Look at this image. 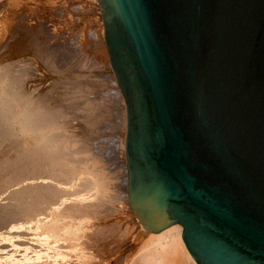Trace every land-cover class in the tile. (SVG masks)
Returning a JSON list of instances; mask_svg holds the SVG:
<instances>
[{
	"label": "water",
	"instance_id": "water-1",
	"mask_svg": "<svg viewBox=\"0 0 264 264\" xmlns=\"http://www.w3.org/2000/svg\"><path fill=\"white\" fill-rule=\"evenodd\" d=\"M127 201L196 264H264V0H97Z\"/></svg>",
	"mask_w": 264,
	"mask_h": 264
},
{
	"label": "bare ground",
	"instance_id": "bare-ground-1",
	"mask_svg": "<svg viewBox=\"0 0 264 264\" xmlns=\"http://www.w3.org/2000/svg\"><path fill=\"white\" fill-rule=\"evenodd\" d=\"M17 1L0 0L2 2V4L0 3V13L3 15L0 18V64L3 63L8 54L7 51L18 40V38H12L11 41L7 40L8 34L15 32L16 27L11 21L13 20L11 18L12 14H4L8 10H16L14 6ZM48 1L60 2V0ZM89 1L91 2L90 6H93L96 12L99 11V15L97 13L96 16L97 35H99L101 41L99 40L95 44H99V47L102 45L101 48H103V51L100 50L101 48H95L94 60H96V64L97 62L100 64L99 67L106 68L108 74L115 77L114 73H111L113 71L109 64L108 51H104L105 27L101 17L100 5L97 0ZM74 6L69 7L70 13H68L75 17L78 7ZM37 8L30 9L28 7L24 9L20 16L14 14L16 16L14 21L27 19L31 20V23L35 22L34 26L31 25V28H27L26 31L29 34H26L25 31V34L21 35L23 41H25L23 44L25 48L31 52L37 51L40 57L39 50H44L46 47L43 48V42L40 39L42 34L38 31H44L48 35L51 31L50 25L46 21L48 17L38 20L39 13L42 10L40 11ZM26 10L29 12H26ZM17 12L16 14H18ZM9 22L11 24L8 26ZM68 43L63 45L65 49L68 46H73L74 42L71 40ZM58 45L56 43L50 46L57 50ZM14 47L13 49H15ZM58 49L61 50L60 47ZM12 56L14 55L10 57ZM50 57L52 58V56ZM15 58L14 61H16ZM43 58L46 68L52 70L54 67L53 59L49 60L48 58V60H45L46 58ZM53 58H55V55ZM65 58H67V52L65 50L60 51L59 59L64 60ZM93 62H90V64L94 68ZM5 67L0 66V69H4L0 70V129H4L0 131L2 132L0 133L2 136H0V243H5L1 241L3 237L6 238L10 234L14 235L12 237L16 239L15 244L12 242L14 245L11 248L9 245L6 247L10 248L8 250L11 251V257H16L20 261L19 263L22 264H94L92 263V256L96 258L94 255L100 253L102 248L106 246L107 236L114 237L115 235L113 228L103 224L102 213L104 212L98 210V205L113 203L119 197L116 196L117 193L115 195L107 193L110 189L112 191L110 182L114 178L112 175L111 177L105 176L104 174L107 172L105 173L102 169H99L101 167H96L97 154L92 155L84 135L80 133L79 135H77L78 133L73 134L72 122L78 116H81L83 111L86 112V117L89 115L88 118H101L100 111H98L100 105L107 103L110 105L111 101L118 102L120 100L124 129L127 124V117L126 103L122 92L119 86L116 85V88L119 89L113 90L112 94L97 91L99 88L102 90L110 80V76L106 77V71L103 74L104 76L102 73L99 76L97 73H87V77L82 76L85 79L78 85L74 94L63 92V97H60L62 94L55 97L50 92L44 95L46 90L43 95H37L36 97L33 95L34 93H31L32 91L24 90L22 86V82L24 83L27 78L28 69L24 71V68L23 71H20L19 62H14L7 68ZM85 91L87 93L88 91L92 92V95L89 94L88 97L85 94L88 98L83 103L80 100L82 93L84 94ZM105 117L107 116L105 115ZM119 121L117 120L118 123ZM87 124L89 125V122ZM114 124L117 125V123ZM125 135H123V139ZM124 147L125 140L121 143V151L124 150ZM109 185L111 187H108ZM126 207L130 209L129 205ZM122 208L124 209L123 206ZM130 215L132 216V214ZM133 215L135 216L134 213ZM131 216L130 219L133 222L137 220L138 226L140 225L143 230V241L145 243L144 246L142 245L143 250L141 249L143 253H140V257L138 256V264H196L182 241V227L180 225H172L155 234L146 231L137 217L135 216L136 219H134V216ZM19 242L20 244H18ZM107 244V246H110L109 242ZM0 247H3V245ZM112 248L109 249L112 250ZM98 257L102 259V257Z\"/></svg>",
	"mask_w": 264,
	"mask_h": 264
},
{
	"label": "rangeland",
	"instance_id": "rangeland-1",
	"mask_svg": "<svg viewBox=\"0 0 264 264\" xmlns=\"http://www.w3.org/2000/svg\"><path fill=\"white\" fill-rule=\"evenodd\" d=\"M43 1L42 0H34V2H33V0H18L14 6V9H16V10H8L5 13L3 12L5 15L7 13H8V15L12 14L11 18L13 20H11V21H13V25H15V27H16L15 32H11L8 34L7 40L11 41L12 38H18V40L7 51V53L9 55L8 54L6 55V57L4 58V61H3L4 64L1 63L0 66H3V68L6 66L5 68H7V66L12 65V63L19 62L20 63V71H23L24 68H25L24 71L26 69H28L27 78L25 79V81L23 80L24 83L22 82V84H23L22 86H23L24 90L26 89V90H29L30 92L32 91L31 93L32 94L34 93L33 95H35L36 97H37V95H43L44 94L43 92H45L46 90L47 91L45 92L44 95H47L46 93L50 92V94L52 96H55V97L56 96L59 97V95L62 94L63 92H66L69 94L70 93L74 94V92H76V89L78 88V85L80 83H82L85 79L82 76L87 77L88 76V75H86L87 73L88 74L97 73V75L99 76V74L102 73V75H103L107 71L106 68L102 69V67H99L100 64H98V62H97V64H98L97 65L96 60H94V56L96 54V49L102 47V45H100V47H99V44H95V43H98V41L100 40L99 35H97L98 33H97V17H96L97 13L99 15V11L96 12V10L93 9V6L92 7L90 6L91 2L89 0H75V1H70V0H62L61 1L60 0L59 3H58V1L57 2H50V1L47 2V0L46 1L43 0ZM45 2H46V4H45ZM0 3L2 4V2H0ZM74 3L76 4L75 6L78 7L77 11L75 13V17L72 16L71 14H69L70 13L69 7L71 5L74 6ZM27 6L30 9H34V8L38 7L37 8L38 10H40V11L42 10L39 13L40 16H39L38 20H43L46 17H48L50 20L49 21L48 18L46 20L47 23H49V25H50V31L51 32L49 35L45 34L44 31H38L42 34V36H41L42 38L40 37V39L43 42L42 43L43 48L46 47V49H44V50H42V49L39 50L40 54H41L40 57H39L37 51L31 52L27 48H25V46L23 45L25 41H23L22 35H21V34L24 35L25 33L29 34V33H27L26 30H28L29 27L31 28V25L34 26L35 22L31 23V20L29 21L27 19L24 21L18 20V22L14 21L15 20L14 17H16L17 15L18 16L22 15V12H24V9L28 8ZM16 11H18L17 12L18 14H16ZM26 12H29V11L26 10ZM2 16H3L2 13H0V18H2ZM76 16H77V18H76ZM10 22L8 23V26L11 24ZM17 24H18V26H17ZM71 40L74 42L73 46H68L65 49V46H63V45L68 43ZM56 43L59 44L58 47H60L61 50H59L58 47L56 50V49H54V47L50 46L51 44L55 45ZM15 45L17 48L14 47ZM97 45H98V47H97ZM13 47L15 49H13ZM102 49L103 48H101L100 50L103 51ZM64 50H65V52H67V58H65L64 60H60L59 59L60 58V51L62 52ZM104 51L107 52L105 44H104ZM11 55H14V56L10 57ZM54 55H55V58H53ZM50 56H52V58ZM13 57L14 58L16 57L15 59L17 62L14 61ZM43 57L46 58L45 60H48V58H49V60L53 59L52 61L54 63V67L52 70H48V68H46V64H45V62H43V60H44ZM108 59H109V57H108ZM90 62L91 63L93 62V66H95L94 68L91 66ZM84 63H85V65H84ZM83 65H84V67H83ZM25 66L29 67V68H26ZM30 66H31V68H30ZM3 68H1V69L4 70ZM77 68H78V70H77ZM29 69L31 70V72ZM85 71H87V72H85ZM76 73H77V75H76ZM108 73L109 72L107 71L106 77L110 76V80H108V78H107V80H108V82L106 84L107 86L105 85L102 88V90L99 88V89H97V91L98 90L102 91V92L105 91V92H109L110 94H112L114 91L117 90L118 87L116 88V86H118V85L116 83L115 77H113L112 74H111L112 75L111 76ZM111 73H113V72H111ZM78 75H80V76L78 78H75ZM99 79H101V77H99ZM27 81H29L28 82V83H30L29 85H28ZM35 88H36V90H35ZM91 93L92 92H89V91H88V93H87V91H85L84 94L82 93V97H81L80 101L84 103V100H86L90 95H92ZM85 94L87 96L89 94L90 95L87 97ZM83 95L86 97L84 98ZM63 96H64V94L60 95V97H63ZM118 102L117 101H115V102L111 101L110 105H108L109 103L100 105V107H99L100 109L98 108V111H100L101 118H98V119H96V117H94V119L93 118L91 119L90 117L88 118L89 115L86 117V112L83 111V112H81V116H78L72 122L73 130H74L73 134L78 133L77 135H79V133H80V134L84 135L85 140L89 144V148L91 150L92 155L94 156L97 154L96 158H98V159H97V166L96 167L97 168L101 167L99 169H102V171L105 173L107 172L106 174H104L105 176L111 177V175H112L114 178L110 182L112 187L110 185L108 186V187L112 188V191L109 188L110 190H108L107 193L112 194V195H115L117 193L116 196L119 197V199H118L115 196L117 199H115V201L113 203L98 205L99 209L98 208L97 209L104 212V213H102L103 214V216H102L103 224H105L107 227L113 228L115 235H114V237L113 236L112 237L107 236L106 237V240H107L106 246L104 248H102V250H101L102 252L100 251V253H97V254L102 255V256L98 255V256L102 257V259L99 258L97 256V254L94 255L96 258H94L92 256V263H94V264H132V263L138 264L137 259H139V257L141 256L140 253H143L142 250H143V246L145 244L143 241V232H142L143 230L141 229L140 225L138 226L139 223L137 222V220H135L133 222V220L130 219V216H131L130 214H132V216H134V215L131 212V210L126 207V206H128V204H127V169H126L125 147H124V150L121 151V143L124 142V140H125V138L123 139V135L126 134V127L123 129L122 104H121L120 100H118ZM114 104L116 107L114 106ZM104 113L108 117L109 121L107 120V117H105ZM83 119H85V120H83ZM104 119H106V120L104 121ZM117 120L118 121L120 120L119 123L117 122ZM88 122H89V125L87 124ZM113 122L117 123V125L114 124ZM112 127H114V128H112ZM2 129H0V131H2ZM84 132H85V134H84ZM0 133H2V132H0ZM0 136H1V134H0ZM90 145H91V147H90ZM96 152H98V153H96ZM121 204L124 207V209L122 208ZM125 207L128 209V211ZM134 219H136L135 216H134ZM129 220H131V221H129ZM128 222H130V223L128 224ZM131 222H132V224H131ZM7 235H9V234H7ZM12 236H14V235L10 234V236H7L9 238L6 237L9 240H7L5 237L2 238L4 240L1 239V241L5 242L4 244H6L7 242L8 243L6 245H4L3 242H1L2 244L0 243V246L3 245V247H0V249L2 250V251L0 250V253L1 254L3 253L2 254L3 256L0 254V260H2V261H0V264H22V263H19L20 261L17 260L16 257L15 258H13L14 256L11 257V255H12L11 251L8 250L12 247V245L15 244L14 241H16V239ZM10 237H11V239H10ZM108 238H110V239H108ZM111 238H113V239H111ZM12 242L14 244H12ZM108 242H109L110 246H107ZM18 244H20V242ZM8 245L10 246V248L6 247ZM112 247H114V248H112ZM109 248H112V250ZM6 254H7V256L9 254V256L7 257ZM96 259H99V260L101 259V260L99 261ZM134 260L137 263H135ZM96 261H99L100 263L96 262Z\"/></svg>",
	"mask_w": 264,
	"mask_h": 264
}]
</instances>
